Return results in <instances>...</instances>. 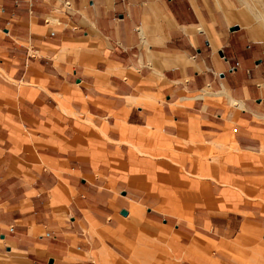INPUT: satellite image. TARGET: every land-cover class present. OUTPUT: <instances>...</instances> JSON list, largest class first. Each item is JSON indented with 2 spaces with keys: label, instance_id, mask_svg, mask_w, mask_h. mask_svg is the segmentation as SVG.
<instances>
[{
  "label": "crops",
  "instance_id": "1",
  "mask_svg": "<svg viewBox=\"0 0 264 264\" xmlns=\"http://www.w3.org/2000/svg\"><path fill=\"white\" fill-rule=\"evenodd\" d=\"M261 1L0 0L2 256L264 247Z\"/></svg>",
  "mask_w": 264,
  "mask_h": 264
},
{
  "label": "rangeland",
  "instance_id": "2",
  "mask_svg": "<svg viewBox=\"0 0 264 264\" xmlns=\"http://www.w3.org/2000/svg\"><path fill=\"white\" fill-rule=\"evenodd\" d=\"M250 5H255L256 9L264 11V0L259 3H250ZM4 247L5 242L0 240V264H21L14 256H2L4 251L5 253L7 252ZM137 254L136 258L122 259L123 264H194L190 248L186 249L183 255L176 259L170 257L172 252L162 254L160 250H152L150 252L138 250ZM202 254L205 256L201 259L204 264H264V247L257 240L251 243L239 242L235 245V249L231 247L220 248L214 245L207 246V252ZM215 254L222 256V258H216ZM164 255L168 257H164ZM208 256L212 259H209ZM105 262L106 264H114L112 259H105Z\"/></svg>",
  "mask_w": 264,
  "mask_h": 264
},
{
  "label": "built area",
  "instance_id": "3",
  "mask_svg": "<svg viewBox=\"0 0 264 264\" xmlns=\"http://www.w3.org/2000/svg\"><path fill=\"white\" fill-rule=\"evenodd\" d=\"M222 57H224L222 55ZM239 63L235 61L232 65L229 66V71H234L238 67ZM218 76H223V73H219ZM235 130V129H234Z\"/></svg>",
  "mask_w": 264,
  "mask_h": 264
},
{
  "label": "water",
  "instance_id": "4",
  "mask_svg": "<svg viewBox=\"0 0 264 264\" xmlns=\"http://www.w3.org/2000/svg\"><path fill=\"white\" fill-rule=\"evenodd\" d=\"M121 213H124V212H121Z\"/></svg>",
  "mask_w": 264,
  "mask_h": 264
}]
</instances>
